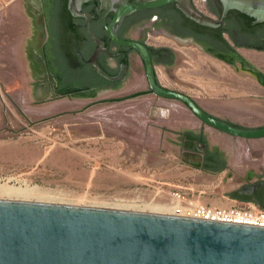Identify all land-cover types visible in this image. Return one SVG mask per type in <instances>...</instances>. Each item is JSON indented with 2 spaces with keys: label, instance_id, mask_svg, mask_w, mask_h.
<instances>
[{
  "label": "rangeland",
  "instance_id": "obj_1",
  "mask_svg": "<svg viewBox=\"0 0 264 264\" xmlns=\"http://www.w3.org/2000/svg\"><path fill=\"white\" fill-rule=\"evenodd\" d=\"M45 3L0 0V180L36 185L50 200L74 205L152 203L168 209L178 197L182 205L191 200L209 207L248 205L250 201L229 193L264 176V137L223 132L203 123L180 100L156 96L147 90L139 56L118 89L95 96L52 90L44 95L42 86L36 85L41 64L31 50ZM146 31L140 27L132 35L170 44L187 57V65L179 66L177 57L170 68L157 67L162 84L198 101L228 103L238 110L237 116L226 108H205L238 125L264 124V83L246 66L249 72L241 71L239 60L230 63L193 42H175L163 25H150ZM237 49L264 75V51ZM140 92L145 93L131 96ZM143 98L148 100L140 102ZM200 127L212 147L224 153L226 165L217 173L203 170L199 154L182 146L181 133Z\"/></svg>",
  "mask_w": 264,
  "mask_h": 264
},
{
  "label": "water",
  "instance_id": "obj_2",
  "mask_svg": "<svg viewBox=\"0 0 264 264\" xmlns=\"http://www.w3.org/2000/svg\"><path fill=\"white\" fill-rule=\"evenodd\" d=\"M86 1L69 0V10L74 16L87 18V30L97 43L91 57L94 69L108 79H117L98 62L99 54L107 48L90 27L91 15L81 11ZM220 1L221 18L205 14L193 0H100V10L106 11L104 25L110 39L134 49L144 60L152 93L180 100L203 123L223 132L261 138L264 124L236 125L211 113L187 93L161 85L146 44L122 39L117 34L126 16L170 3H175L189 19L210 27L222 25L233 9L264 21V0ZM110 10L115 14L108 24L106 17ZM247 65L262 82L260 78L264 75L260 70ZM107 89L87 86L72 92L95 96ZM201 150L202 145L198 146V151ZM263 185V181L248 183L236 190L252 193ZM0 264H264V226L176 214L0 199Z\"/></svg>",
  "mask_w": 264,
  "mask_h": 264
},
{
  "label": "flooded vegetation",
  "instance_id": "obj_3",
  "mask_svg": "<svg viewBox=\"0 0 264 264\" xmlns=\"http://www.w3.org/2000/svg\"><path fill=\"white\" fill-rule=\"evenodd\" d=\"M64 2L68 12L63 8ZM68 3L69 0H46V9L42 12L43 15L40 13V17L37 19L40 29L38 30L37 41L32 46L31 50L33 51L31 54L34 55L35 59L38 58L41 64V72L37 75L40 82L36 85L40 84L42 86L41 91L44 95H47L50 90H52V93L59 94V92L72 91L76 88L90 87L88 83L98 78L102 82L96 88H120L132 74L133 60L139 56V54L129 46L118 44L110 39L107 28L104 25L103 15L106 11L103 9L100 10V0H88L84 2L81 11L91 15L90 27L102 40H104L107 48V51H102L99 54L98 62L111 77L118 78L108 79L101 75L94 69L91 63V57L97 48V43L87 30V18L81 15L74 16L69 10ZM210 4L218 10L222 8L223 13V4L220 0H211L210 2L208 0V5L211 10ZM39 6L41 8L44 7L42 3ZM117 6L118 5H115V7ZM211 12L217 18H221L222 16L219 17L212 10ZM136 13L137 12L128 15L123 19L118 27L117 34L122 39H136L146 44L151 54L156 73L157 67L159 66L166 69L170 68L175 63L177 57L179 59L180 51L170 44L152 43L146 36H133L132 32L140 27H143V30L146 31V28L150 25H163L165 27V33L175 42H193L202 48L204 52L230 63L239 60L241 71L244 73L249 72L246 71L244 67L247 63L240 55L237 47L264 51V21H258L254 17V20L251 22L252 27L249 30L243 29L241 23H239L234 16L232 17L230 26L232 27L234 38H231L230 34L227 35L233 41L232 46L235 52H225L217 50L214 43L209 41L212 36H207L206 41L199 39L194 33L192 34V32H190V27L185 25L176 16L169 15L163 18L161 12L150 11V9L143 10V12L137 15ZM114 14V10H110L107 13L106 18L108 24L111 22ZM140 15H142V18L137 19ZM227 16L222 25L214 28L223 26ZM237 24H239V26ZM117 25L118 24H116V26ZM146 34H148L147 31ZM43 38H45V41L43 42L44 46L42 49L41 44ZM35 46L38 47L39 50L37 49L36 51ZM139 57L141 58V56ZM141 60L146 72L145 62L142 58ZM157 80L161 85L165 86L161 83L158 73ZM165 87L169 88L168 86ZM147 90L151 92L149 85ZM188 131H193L197 135H201L198 139L193 140L192 143L194 148H187L186 146L188 145V139L185 133ZM188 131L186 130L181 133L182 146L185 149L188 151L194 150V152H200L203 156V161L205 157H209L212 161H226L223 151L218 147H212L204 130ZM199 144L202 145L201 151H198V146H201ZM259 181L264 182V176L250 183ZM262 193H264V185L252 193L244 192L239 193V195L250 196L261 195Z\"/></svg>",
  "mask_w": 264,
  "mask_h": 264
},
{
  "label": "trees",
  "instance_id": "obj_4",
  "mask_svg": "<svg viewBox=\"0 0 264 264\" xmlns=\"http://www.w3.org/2000/svg\"><path fill=\"white\" fill-rule=\"evenodd\" d=\"M211 0H209L210 2ZM211 6V10L216 13L219 17L222 15V8H220V10L216 9L215 7L212 6V4H210ZM64 10L68 12L67 8H66V4L64 2ZM150 11H158L161 12V16L163 18L170 16H176L178 17L185 25H188L190 27V32H192V34L194 33L199 39L201 40H207L206 37L207 36H212L209 41L212 43H214V45L216 46L217 50L219 51H225V52H235L234 47L232 46L231 41L227 38V34H230L231 38H234V35L232 33V27L230 26V22L232 17L234 16V18H236V20L241 23V26L243 29L249 30L252 27L251 22L254 20L253 17L240 12L239 10L233 9L230 10L228 13V16L225 20V24L219 28H214V27H210V26H205V25H201L191 19H189L184 13H182L176 6L175 3H170L168 5H165L164 7L158 8V9H150ZM142 11H138L136 13L140 14ZM149 15V14H148ZM142 18V15H140L139 17H137V19ZM239 26V24H237ZM102 81L98 78V79H93L91 80V82L88 83V85L90 87H98V85L101 83ZM145 92H140V93H136L133 94L131 96H137L139 94H143ZM110 100V99H108ZM186 138L188 139V145L187 148H194L193 146V140L198 139L199 137H201V135H197L196 133H194L193 131H188L187 133H185ZM226 163L225 162H221V161H212L211 159H209V157H205L203 164H202V168L205 171L208 172H212V173H217L219 171H221L222 169H224ZM229 195L234 198V199H239V200H244V201H251V202H255L257 204H259L263 209H264V193H262L261 195H250V196H243V195H239V190H234L232 192L229 193Z\"/></svg>",
  "mask_w": 264,
  "mask_h": 264
},
{
  "label": "bare ground",
  "instance_id": "obj_5",
  "mask_svg": "<svg viewBox=\"0 0 264 264\" xmlns=\"http://www.w3.org/2000/svg\"><path fill=\"white\" fill-rule=\"evenodd\" d=\"M186 59H187L186 55L183 52L180 51L179 52V64L178 65L179 66L185 65L186 64ZM245 66H246L247 69L251 70L249 68L250 66L249 67H248V65H245ZM251 75H253V77H256L257 79L259 78V77H257V74H254L253 71H252ZM260 79L262 81L261 83H264V78L261 77ZM145 100H148V99L143 98V100H141L140 102L145 101ZM199 102L201 104H203V106L206 107V108L212 109V108L217 106L218 108L222 107L223 110L226 108V110L228 112L231 111L232 112L231 114L234 115V116H237L239 114V112H237L238 110H235V109L232 110V108H230L231 105H229L228 103H220L219 102L217 104V103H213V101H210V100L204 99V98L200 99ZM181 104H182V107H186L187 106V105H185L183 103H181ZM146 105H147V103H146ZM181 111H179L178 109L175 110V112H177L178 114H180V113L183 114V112H181ZM180 117H182V116L180 115ZM192 119H194V118H192ZM194 122H196V121H194ZM201 155L202 154H199L200 158H201ZM47 196L48 195H45L42 192V190L36 185H30L28 183H25V184L12 183L11 180H8V179L5 180V181L0 180V199L19 200V201H33V202H45V203H60V204L74 205V204H70V203L57 202L56 200L54 202V201L50 200V198L47 197ZM81 206H85V205H81ZM91 207L114 208V209H123V210H131V211H142V212H151V213H160V214H174L173 208L164 209L163 207H161L159 205L152 204V203L144 205V207H128V206L127 207H124V206L123 207H121V206L117 207V206H100V205L99 206L91 205Z\"/></svg>",
  "mask_w": 264,
  "mask_h": 264
},
{
  "label": "built area",
  "instance_id": "obj_6",
  "mask_svg": "<svg viewBox=\"0 0 264 264\" xmlns=\"http://www.w3.org/2000/svg\"><path fill=\"white\" fill-rule=\"evenodd\" d=\"M193 2L199 10L215 17L209 8L208 0H193ZM181 202L179 197L172 201L176 215L264 226V209L255 202L250 201L248 205L229 208L209 207L193 200L186 205H182Z\"/></svg>",
  "mask_w": 264,
  "mask_h": 264
},
{
  "label": "crops",
  "instance_id": "obj_7",
  "mask_svg": "<svg viewBox=\"0 0 264 264\" xmlns=\"http://www.w3.org/2000/svg\"><path fill=\"white\" fill-rule=\"evenodd\" d=\"M196 131H200V130H202V128L200 127L199 129H195Z\"/></svg>",
  "mask_w": 264,
  "mask_h": 264
}]
</instances>
